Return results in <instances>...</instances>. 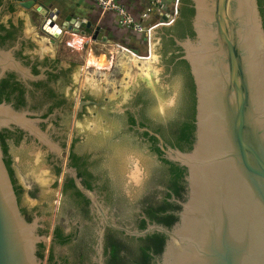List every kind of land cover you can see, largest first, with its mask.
I'll return each instance as SVG.
<instances>
[{"label": "water", "instance_id": "obj_1", "mask_svg": "<svg viewBox=\"0 0 264 264\" xmlns=\"http://www.w3.org/2000/svg\"><path fill=\"white\" fill-rule=\"evenodd\" d=\"M14 1L21 8L15 9L13 19H23V32L36 45L34 52L51 57L57 49L61 63L75 60L72 73L75 97L79 91H96L118 108L143 83L154 91L157 99L154 110L159 114L178 98L182 75L177 73L166 80L169 76L165 73L159 34L174 21L170 24L148 21L150 36L145 34L143 41L150 43L149 63H133V57H127L128 54L137 56L138 49L128 47L130 52L121 49L126 53L117 54V60L109 62L111 70H119L120 80H107L105 69H91V74L85 72V65H90L89 56L101 55L99 42H111L104 27L97 22L98 17L85 15L88 10L80 3L70 5L65 11L42 0ZM191 2L194 36L175 39V42L182 53L180 59L189 66L195 87L194 141L187 151L159 145L166 159L186 169L185 199L179 203L178 218L171 227L157 223H147L144 229L112 226L137 237L153 232L163 234L164 247L154 264H264V27L258 1ZM27 9L47 16L42 30L50 35L51 41L59 38L60 42L48 43L47 37L36 35L26 15ZM159 14L161 20L166 19L163 13ZM8 16L3 13L2 19ZM63 32L72 33L60 38ZM14 50L15 47H0V78L6 72H14L22 80L37 79L39 76L31 73ZM87 111L79 120L72 116L68 121L67 140L72 134L81 138L95 130L102 135L101 143L95 145L83 139L76 150L92 154L90 168L96 174L106 178L121 174L120 192L125 203L120 207L115 204V209L122 213L118 218L128 222L137 201L148 189L146 156L134 146L122 147L120 157L115 159L117 169L114 157L107 155L110 144L114 146L108 142L114 141L117 134L108 129L103 116L91 107ZM39 121L26 110L0 102V132L17 127L51 151H59V144L40 128ZM155 136L161 140L159 135ZM14 170L21 184L39 182L43 193L53 191L54 198L57 197L60 179L57 188L52 189L54 175L39 148H35L24 165L15 164ZM67 173L107 221V211L112 215V210L101 206L96 195L82 185L73 168H67ZM23 202L34 204L25 198ZM48 209V215L36 216L31 221L23 215L0 140V264H46L36 254L39 244L50 241L38 232L41 221L48 223L50 231L66 215L57 203L49 202Z\"/></svg>", "mask_w": 264, "mask_h": 264}, {"label": "flooded vegetation", "instance_id": "obj_2", "mask_svg": "<svg viewBox=\"0 0 264 264\" xmlns=\"http://www.w3.org/2000/svg\"><path fill=\"white\" fill-rule=\"evenodd\" d=\"M260 4L264 21V0H260ZM15 6L18 4L14 0H0V47H15V56L30 68L33 75L39 77L33 80H22L14 72H6L0 78V102L10 103L14 108L26 110L31 117L40 119L38 125L59 144L60 150L51 151L33 136L14 127L1 131L5 143L3 154L5 160L10 161L9 167L15 179L16 190L21 189L20 195L16 194L21 211L27 220L31 221L36 216L48 215L49 202L57 203L58 207L64 209L66 214L56 222L50 231L48 223L44 220L41 221L42 227L38 229V232L48 236L50 241L39 244L36 254L46 264H120V260L113 258V250L120 249L119 257L126 259L128 255L125 247L131 238L138 237L127 235L122 230L113 227L112 224L129 229H139L142 221L145 225L156 223L152 216L155 213L160 215L159 210L164 202L169 205L163 208L161 214L176 216L177 206L185 197L184 176L183 187L178 194H175L169 187L170 174L175 173H171L167 169L169 164L165 160L168 159L159 145L161 144L164 148L166 146L178 148L170 141L169 129L171 128L170 124L184 118L183 114L188 107L189 92L181 70L182 66L179 64L182 53L175 39L181 40L191 37V35L189 32L175 27L178 15L172 26L159 31L165 73H168L169 76L166 80L174 75L177 76V73H180L183 79L178 98L172 105L167 106L162 114L157 113L154 110L157 100L154 91L149 86L140 83L134 88L129 99L116 108L111 100L103 99L97 95L96 91L94 93L79 91L76 97L72 94V92L74 93L72 73L76 65L75 60H66L64 64L61 63L56 54L57 49L54 56L51 57H41L37 52H34L36 45L30 37H25L23 32V19L20 17L13 19L12 14L15 11ZM3 13L9 14L4 20L2 19ZM27 13L30 14V22L37 27V31L51 39L50 35L42 30V24L48 17H43L33 9H27ZM65 33L72 32H63L60 38ZM58 39L51 42L58 43ZM87 107H91L93 111L103 116L108 129L117 134L114 141L111 139L108 142V144L111 142L114 144V146L112 143L110 144L107 154L109 157L113 156L115 161L120 157L122 151L120 148L129 145L138 148L146 156L148 177L145 185L148 189L137 201L136 209L133 208L128 222L120 220L118 217L122 213H118L115 209V204L120 207L121 203H125L120 192L121 174H113L111 178L96 174L90 168L92 154L79 153L76 150L77 144L83 139H86L85 142L95 145L101 143L102 135L95 130L81 138L72 134L71 139L67 140L68 121L72 116L79 120L81 116L86 115ZM157 129H162V133L156 132ZM155 134L159 135L161 140ZM35 148L42 151V159L54 175L51 183L52 189L57 188L58 178L60 179L55 198L53 191L38 194L39 188L36 184L27 187L21 184L16 177L14 165H24L28 157L32 156ZM14 155L17 156V160H14ZM74 162L77 163L80 170L72 164ZM115 162L118 169V162ZM67 168H73L77 173L79 172L80 174L77 175L81 178L82 185L96 195L102 207L105 209L109 207L110 212L112 210V215L106 210L107 221H104L102 215L99 214L91 198L79 189L74 177L67 173ZM178 173L186 174V169H182ZM31 193L34 195L32 196ZM25 194L38 199V202L33 205L24 203ZM108 194L112 195L111 201L108 200ZM146 196L149 197L142 204L141 202ZM148 210L151 214L147 212ZM113 217L115 219H112ZM151 255L153 254L151 253ZM156 258L157 256L150 264H154Z\"/></svg>", "mask_w": 264, "mask_h": 264}, {"label": "trees", "instance_id": "obj_3", "mask_svg": "<svg viewBox=\"0 0 264 264\" xmlns=\"http://www.w3.org/2000/svg\"><path fill=\"white\" fill-rule=\"evenodd\" d=\"M171 0H165L164 4V9L168 7V4H170ZM258 1V6L259 10L261 13V16L263 14V10L261 8L260 0ZM194 10L192 7V2L191 0H179V6H178V16L175 20V27L178 28L179 30H185L186 32H189L191 37L194 36V32L191 27V18L193 16ZM263 20V16H262ZM263 27H264V21H263ZM128 45V43L126 42ZM179 64L182 66L181 70L183 71L184 79H185V84L186 87L188 88V107L186 112L183 114V117L181 120H178L172 124H170V129H169V134H170V141L172 144H175L178 149L180 150H190L194 141V130H195V87L193 83L192 76L189 71V66L187 62L183 59L180 60ZM156 132L162 133V129H157ZM2 133L0 132V140H1V145L2 149L5 148V143H4V136L1 135ZM187 148V150H185ZM5 164L7 166V169L9 171L12 183L14 185L15 192L20 195L21 189L16 190L15 186V179L13 177V174H11V170L9 167L10 161L5 160ZM166 163L169 164V167L167 168L171 173L175 174H170V177L168 179V184L171 190L175 193L178 194L182 190V182H183V176H184V189H185V195H186V180L185 176L186 174H180L178 171L180 170H185V168H181L177 163L174 164L172 161L170 162L169 160H165ZM74 166L77 167L78 170L79 167L76 162L72 163ZM79 173V172H78ZM80 174V173H79ZM158 180V177L156 178ZM162 180V178H160ZM167 181V179H166ZM16 194V195H17ZM32 196L34 195L31 193ZM149 196H146L142 200L143 202L148 198ZM112 195L108 194V200L111 201ZM185 199V197H184ZM169 205L167 202H164L161 209L159 210L160 215L155 213L152 217L153 219L156 220L157 224H161L166 227H171L175 221H177L178 216L173 215V214H161L163 208L165 206ZM178 207V212L180 210V205ZM150 213V211H147ZM151 214V213H150ZM146 225L144 224V221L141 222L139 225V229H144ZM137 239V240H136ZM131 238L130 242L128 245L125 247L127 249V255L128 257L126 259L120 258L119 257V250L120 249H114L112 252L113 258L120 260V264H150L151 261L153 263V259L155 256H159L163 250L164 243L166 240V237L157 232H153L150 234H147L143 237H138V238ZM153 255H151V253Z\"/></svg>", "mask_w": 264, "mask_h": 264}, {"label": "crops", "instance_id": "obj_4", "mask_svg": "<svg viewBox=\"0 0 264 264\" xmlns=\"http://www.w3.org/2000/svg\"><path fill=\"white\" fill-rule=\"evenodd\" d=\"M45 4H52L53 7L59 8L61 10L67 11L70 5L75 3H79L77 0H42ZM175 0H171L170 4L166 10H170L173 6ZM122 3L126 6L127 10L138 20H141L143 23V19L148 21L159 20L161 18L159 12H164L160 7L155 6L153 0H122ZM80 5L86 7L88 11H85V15L90 13L91 16L98 17L97 22L101 24L105 29V34L108 39L112 42H116L117 47L125 46L128 47L125 43H119V40L122 38L121 36L125 34L124 28L119 25L118 17L114 12L106 11L101 12L99 7L93 2L87 0V2H80ZM78 14V13H77ZM81 13L78 15L80 16ZM144 15H146L144 17ZM146 25V26H147ZM132 33L137 34L132 31ZM140 35V34H138Z\"/></svg>", "mask_w": 264, "mask_h": 264}, {"label": "rangeland", "instance_id": "obj_5", "mask_svg": "<svg viewBox=\"0 0 264 264\" xmlns=\"http://www.w3.org/2000/svg\"><path fill=\"white\" fill-rule=\"evenodd\" d=\"M80 1V0H77ZM80 2H82L84 4V2H87V0H81ZM79 2V3H80ZM15 9H20L19 6H15ZM26 15L28 17H30V14L27 13L26 10ZM147 18L143 19V25L146 26L147 25ZM32 24V23H31ZM32 26L35 28L36 31V35L38 36H43V37H47L43 34H40L39 31H37V27L34 26L32 24ZM125 34L122 35L121 39L119 40V43H128V47H134L136 49H138L139 53L136 57H140V58H144L146 59V57H149L150 55V43L147 41H143V37L144 34H134L132 33V31L130 30H124ZM59 41V39H58ZM51 40L48 39V43H50ZM149 43V44H148ZM116 43L110 42V43H102L99 42V46H100V52L101 55H90L89 56V64L90 65H85V72L91 74V69H97V70H106L107 73V80L110 79H117L120 80V76H119V70L118 69H112L110 67L109 62L111 61H115L117 60V54H122L124 53L123 50H121L119 47L115 46ZM131 56V54H128ZM127 56V57H130ZM144 59H138L137 60L133 57V63H143L146 62L147 60ZM147 63H149V61H147ZM33 184H36L39 188L38 194H43V186L39 183V182H30L28 184H23L27 187L32 186ZM25 200L36 204L38 202V199L36 198H32L27 196L26 194L24 195Z\"/></svg>", "mask_w": 264, "mask_h": 264}, {"label": "built area", "instance_id": "obj_6", "mask_svg": "<svg viewBox=\"0 0 264 264\" xmlns=\"http://www.w3.org/2000/svg\"><path fill=\"white\" fill-rule=\"evenodd\" d=\"M96 4L101 12L111 11L114 12L118 17L119 25L125 30L133 31L137 34H146L147 37L150 35L147 32V26H144L141 20L136 19L122 3V0H89ZM155 6L160 7L164 10L163 15L166 19H159L156 24H170L176 18V12L178 10V0H175L170 10L164 9L165 0H153ZM146 15H144L145 17ZM122 49L128 50V47L121 46ZM130 52V51H129Z\"/></svg>", "mask_w": 264, "mask_h": 264}, {"label": "bare ground", "instance_id": "obj_7", "mask_svg": "<svg viewBox=\"0 0 264 264\" xmlns=\"http://www.w3.org/2000/svg\"><path fill=\"white\" fill-rule=\"evenodd\" d=\"M124 53H126V52H124ZM128 56H130V55H128ZM130 57H134L136 60H137V58L138 59L140 58V57H136L134 54H132ZM144 60L149 61V57H146V59H144ZM147 61L146 62H143V63H147Z\"/></svg>", "mask_w": 264, "mask_h": 264}]
</instances>
